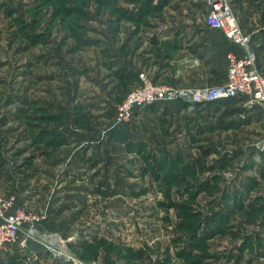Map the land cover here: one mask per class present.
Masks as SVG:
<instances>
[{
	"label": "rangeland",
	"instance_id": "rangeland-1",
	"mask_svg": "<svg viewBox=\"0 0 264 264\" xmlns=\"http://www.w3.org/2000/svg\"><path fill=\"white\" fill-rule=\"evenodd\" d=\"M232 2L264 44V0ZM204 18L205 0H0V196L42 218L0 264H264L260 110L116 122L131 61L158 85L215 87L153 76L183 53L162 32Z\"/></svg>",
	"mask_w": 264,
	"mask_h": 264
},
{
	"label": "built area",
	"instance_id": "built-area-1",
	"mask_svg": "<svg viewBox=\"0 0 264 264\" xmlns=\"http://www.w3.org/2000/svg\"><path fill=\"white\" fill-rule=\"evenodd\" d=\"M205 22L221 31L243 54L228 53L227 75L223 84L213 88L178 89L158 85L139 73V86L128 93L116 111L118 123L126 125L132 121L137 110L155 104L207 105L218 101L241 98L248 107L264 110V73L257 63V52L251 34L244 31L234 14L231 0H205ZM14 195L0 196V252L15 243L23 230L34 233L41 217L38 214L16 209Z\"/></svg>",
	"mask_w": 264,
	"mask_h": 264
},
{
	"label": "crops",
	"instance_id": "crops-1",
	"mask_svg": "<svg viewBox=\"0 0 264 264\" xmlns=\"http://www.w3.org/2000/svg\"><path fill=\"white\" fill-rule=\"evenodd\" d=\"M231 3L233 7L232 0ZM235 16L237 17L236 14ZM237 19L244 31L252 35L253 45H259L262 38L256 35L257 30L252 29V32L249 33L238 17ZM162 37L167 40L175 39V44L169 48L166 47L167 49L183 53L176 55L171 64L164 63L162 71L155 75L153 74V76L160 82L169 75V70L174 68L172 76L176 78L180 87H204L213 83V80L216 83L214 86L223 84L227 75L228 53L243 54V51L227 39L221 31L210 28L206 24L205 18L203 22H200L199 19L198 22H192L189 25L185 24L182 29L177 27V29L173 28L165 33L162 32ZM148 56L146 55V57ZM148 58L147 60L152 59V57ZM126 67L134 73L142 72L139 66L132 61L129 64L127 63ZM259 67L264 73V68L261 65ZM145 111L146 109L144 108L140 109L137 111V115ZM137 115L134 116L132 123Z\"/></svg>",
	"mask_w": 264,
	"mask_h": 264
},
{
	"label": "trees",
	"instance_id": "trees-1",
	"mask_svg": "<svg viewBox=\"0 0 264 264\" xmlns=\"http://www.w3.org/2000/svg\"><path fill=\"white\" fill-rule=\"evenodd\" d=\"M154 42H156L155 40H154ZM264 44L262 43L261 45H253V47H254V49H255V51L257 52V55H259L260 54V46H263ZM117 74H118V76L120 77V76H122V77H124V78H127V79H130V80H137L138 79V77H139V73L138 72H136V73H134L133 71H130L127 67L125 68V70H123V71H118V72H116ZM244 102V100L243 99H241V98H231V99H226V100H222V101H218V102H215V103H211V104H207V105H200V106H216V107H219V106H226V107H237V106H239V104H241V103H243ZM163 105V106H162ZM187 106V104H180V103H173V104H155V105H152V106H149V107H146V108H144V109H151V111L153 110V109H157V106H162V108H168V110L169 111H171V109H170V107H172V106H174V107H179V109H181V108H183L182 106ZM159 108V107H158ZM258 110H260V112L262 113V114H264V110L261 108V107H259V106H257L256 107ZM168 110L166 109V112H168ZM242 110V108H238V109H236V110H234L235 112H237V111H241ZM255 110V109H254ZM138 111V110H137ZM137 111L135 112V115H137ZM164 111V110H163ZM134 115V116H135ZM34 250V249H33ZM35 250H37V249H35Z\"/></svg>",
	"mask_w": 264,
	"mask_h": 264
},
{
	"label": "bare ground",
	"instance_id": "bare-ground-1",
	"mask_svg": "<svg viewBox=\"0 0 264 264\" xmlns=\"http://www.w3.org/2000/svg\"><path fill=\"white\" fill-rule=\"evenodd\" d=\"M63 247H64V246L61 244V248H62V249H64Z\"/></svg>",
	"mask_w": 264,
	"mask_h": 264
}]
</instances>
